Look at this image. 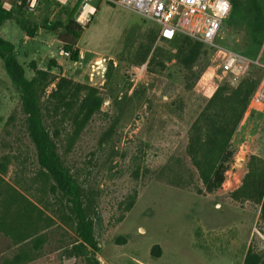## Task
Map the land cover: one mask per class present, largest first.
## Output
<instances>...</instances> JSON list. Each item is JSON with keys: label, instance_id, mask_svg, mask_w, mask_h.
<instances>
[{"label": "rangeland", "instance_id": "obj_1", "mask_svg": "<svg viewBox=\"0 0 264 264\" xmlns=\"http://www.w3.org/2000/svg\"><path fill=\"white\" fill-rule=\"evenodd\" d=\"M0 3L14 17L0 34L16 43L29 77L31 62L47 69L56 60V75L101 90V111L77 135L72 127H62L58 142L81 186L100 264H241L250 246L264 253L260 206L231 196L247 172L249 157L264 158V112L243 119L233 138L234 162L214 193L204 191L187 154L191 123L219 84L231 77L219 68L218 47L245 53L251 60L248 69L260 67L264 76V62L259 61L264 40L254 47L244 20L227 19L215 44L208 46L209 66L198 79L186 80L173 56L177 45L159 39V25L138 12L98 1V11L76 45L79 60L73 62L62 53L58 35L62 24L75 19L78 0L65 6L44 0L34 10L18 0ZM88 48L99 54L89 55ZM97 65L106 68L105 77L96 72ZM215 83L214 93L207 96ZM39 171L20 91L0 58V219L9 227L16 206H1L9 198H17L24 209L43 212V242L37 249L28 243L32 259L26 264H85L77 247L82 238L75 230L79 216L72 201H65L60 216L54 199L38 189ZM28 244H16L0 231V264H9ZM155 245L161 247L158 255L152 253Z\"/></svg>", "mask_w": 264, "mask_h": 264}, {"label": "trees", "instance_id": "obj_2", "mask_svg": "<svg viewBox=\"0 0 264 264\" xmlns=\"http://www.w3.org/2000/svg\"><path fill=\"white\" fill-rule=\"evenodd\" d=\"M231 2L232 11L229 18L232 21L244 20L249 29L252 45L261 46L264 40V7L261 0H231ZM13 18V14L4 9L0 3V29L6 21ZM47 27L54 29L51 25ZM62 27L64 31L58 35L59 39L64 43V50L70 52V60L76 62L80 57V49L76 45L78 42L80 44L84 28L73 18L62 24ZM26 29L31 33L29 28ZM163 41L177 45L173 48L176 51L173 56L181 66L186 80L198 79L209 66L210 46L204 42L188 36H180L172 41L163 39ZM0 58L6 73L20 91L24 125L34 145L40 167L37 175L38 189L54 199L53 204L58 205L55 209L59 210L60 216H64L61 211L66 206L65 201H72L74 210L79 216L75 230L82 238V241L77 243L80 256L85 264H100L97 258L98 246L92 238L85 218L81 186L59 152L58 142L62 127L66 125L72 127L77 135L101 111L104 100L101 90L96 87L97 85L92 86L68 76L56 75L52 71L53 68L60 66L56 60H51L52 64H49L47 69L39 67L34 61L31 62L29 66L33 70V76L29 77L26 66L20 59L16 43L1 34ZM259 61L264 62V49ZM95 70L105 77L106 68L101 69V66L97 65ZM261 77V68L253 66L235 85L229 80L219 84L213 96L207 99L189 127L187 154L207 193H214L226 181L227 172L236 155L233 138L244 119L249 100ZM53 83L56 85L48 93V88ZM231 196L237 201H251L258 204L264 224L263 157L257 154L249 157L247 172L240 186L231 192ZM134 200L135 196L129 202L128 209L133 205ZM11 203L16 206L9 217L11 223L7 225L9 227H5L2 221L5 218L1 216L3 219H0V231L10 234L16 244L27 245L31 242L34 249L39 248L43 242L39 235L42 231L39 225L42 222L43 212H33V208L24 209L19 205L17 198H9L1 206L5 209L6 205ZM29 245L23 246L9 264H26L32 259ZM160 252L161 247L155 245L152 253L158 255ZM243 264H264V253L250 246Z\"/></svg>", "mask_w": 264, "mask_h": 264}, {"label": "built area", "instance_id": "obj_3", "mask_svg": "<svg viewBox=\"0 0 264 264\" xmlns=\"http://www.w3.org/2000/svg\"><path fill=\"white\" fill-rule=\"evenodd\" d=\"M42 1L44 0H18V4L34 10ZM46 1L65 6L73 0ZM98 1L123 6L155 21L160 26L161 40L172 41L180 36H188L207 45L215 44L232 11L231 0H78L75 21L83 28H86L96 15ZM62 53L70 56L68 51L62 50ZM216 54L221 60V72L231 76V84L238 83L251 60L225 47H218ZM256 62L259 63L258 60ZM217 86L216 83L209 86L207 89H211V93L205 94L212 95ZM257 112H264V76L249 100L244 119Z\"/></svg>", "mask_w": 264, "mask_h": 264}, {"label": "crops", "instance_id": "obj_4", "mask_svg": "<svg viewBox=\"0 0 264 264\" xmlns=\"http://www.w3.org/2000/svg\"><path fill=\"white\" fill-rule=\"evenodd\" d=\"M78 46H80V44H79V43H78ZM86 50H87V51H89V52H88V54H89V55H92V54H99V53H97V52L91 51L89 48H88V49H86ZM86 50H85V51H86ZM58 62L62 64V60H60V59H59V61H58ZM246 253H247V252H246ZM245 255H246V254H245ZM245 255H244V257H243V260H242L241 264H243V262H244Z\"/></svg>", "mask_w": 264, "mask_h": 264}, {"label": "clouds", "instance_id": "obj_5", "mask_svg": "<svg viewBox=\"0 0 264 264\" xmlns=\"http://www.w3.org/2000/svg\"><path fill=\"white\" fill-rule=\"evenodd\" d=\"M225 7H227V5H225Z\"/></svg>", "mask_w": 264, "mask_h": 264}]
</instances>
